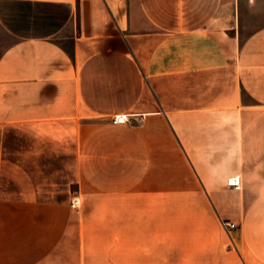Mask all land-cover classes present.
Returning <instances> with one entry per match:
<instances>
[{"label":"crops","instance_id":"obj_1","mask_svg":"<svg viewBox=\"0 0 264 264\" xmlns=\"http://www.w3.org/2000/svg\"><path fill=\"white\" fill-rule=\"evenodd\" d=\"M243 1L0 0V264H264ZM47 156L73 196H44Z\"/></svg>","mask_w":264,"mask_h":264},{"label":"rangeland","instance_id":"obj_2","mask_svg":"<svg viewBox=\"0 0 264 264\" xmlns=\"http://www.w3.org/2000/svg\"><path fill=\"white\" fill-rule=\"evenodd\" d=\"M248 2L249 4L246 3V0L243 1L241 11L239 32L242 37L255 28L264 25V0H249ZM17 158V156H12V160ZM43 159L44 164H47L44 166L43 172L44 196H73L77 190L76 173L66 172L63 169L66 159L61 156H47ZM58 169L59 171H57Z\"/></svg>","mask_w":264,"mask_h":264},{"label":"built area","instance_id":"obj_3","mask_svg":"<svg viewBox=\"0 0 264 264\" xmlns=\"http://www.w3.org/2000/svg\"><path fill=\"white\" fill-rule=\"evenodd\" d=\"M112 121L114 123H124L128 121V117L125 114H120V115H116L115 117L112 118ZM71 205L74 207H77L79 205V200L78 198H73L71 201ZM223 226L227 229V228H232L236 225V223L233 222H222Z\"/></svg>","mask_w":264,"mask_h":264}]
</instances>
